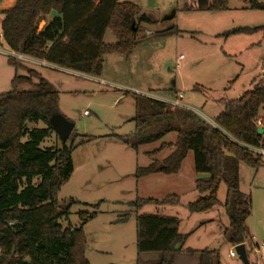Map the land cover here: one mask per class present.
Wrapping results in <instances>:
<instances>
[{
  "label": "trees",
  "instance_id": "1",
  "mask_svg": "<svg viewBox=\"0 0 264 264\" xmlns=\"http://www.w3.org/2000/svg\"><path fill=\"white\" fill-rule=\"evenodd\" d=\"M183 7L218 11L226 8V0H185ZM251 7L264 10V4L254 1ZM0 14L5 47L92 76L101 74L106 54L130 55L138 44L136 21L149 22L136 4L120 0H16ZM107 29L115 37L112 43L103 40ZM174 30L173 26L158 34ZM16 59L9 56L8 61L15 65ZM33 78L37 79L34 83ZM21 83L34 88L18 89ZM260 109L264 110L263 81L226 102L212 123L185 107L136 96L134 132L119 139L137 149L176 133L174 143L163 142L147 153L152 160L137 167L134 176L174 174L192 151L195 172L204 176L196 178L199 197L186 205L187 210L197 213L224 206L228 217L225 240L232 246L245 244L249 252L246 220L251 200L239 190L237 164L260 165L261 155L247 147L264 149L263 135L257 134L255 123L261 118ZM58 113V92L33 68H27L26 74L15 73L11 88L0 92V264H89L83 225L95 218L97 206L87 205L92 209L79 211L80 226L73 227L62 221L68 220L71 206L79 202L70 199L60 204L57 200L61 185L72 174L71 153L77 145L72 140L40 147L54 133L49 118ZM38 122L45 126H28ZM164 148L172 151L162 160L152 158ZM222 182L227 192L224 203L217 199ZM147 203L179 205L180 201L175 195L160 201L137 198L130 206L138 211ZM130 213L116 221L127 220ZM180 222L178 217L161 213L137 214V253H158L152 264H173L180 253L198 254L199 264H213V251L184 247L187 234L179 232Z\"/></svg>",
  "mask_w": 264,
  "mask_h": 264
},
{
  "label": "rangeland",
  "instance_id": "2",
  "mask_svg": "<svg viewBox=\"0 0 264 264\" xmlns=\"http://www.w3.org/2000/svg\"><path fill=\"white\" fill-rule=\"evenodd\" d=\"M120 1L136 4L149 19L136 21L138 44L130 55L106 54L101 74L92 76L43 66L25 57L16 59L13 65L8 61L9 55L0 52V92L9 90L14 74H26L28 67L36 69L58 92L60 114L74 123L66 143L73 140L77 146L71 153L72 174L61 185L57 200L60 204L70 199L79 202L71 206L68 220L62 221L73 227L80 226L79 211L97 206L95 218L83 225L84 255L89 264H140L136 215L150 213L178 217L179 232L187 234L184 247L213 251L219 264H242L237 256H229L235 250L223 236L228 226L224 206L197 213L186 208L199 197L196 178L204 176L195 172L192 151L174 174L155 173L139 179L134 176L137 167L147 166L152 160L147 153L163 142L174 143L176 133L137 149L119 136L134 132L136 96L170 101L179 92L183 95L178 98L182 107L212 123L226 102L264 82V10L251 7L253 1L264 4V0H226V8L218 11L186 10L185 0ZM172 12L174 17L165 19ZM173 26V32L158 34ZM103 40L115 41L109 29ZM36 80L33 78V83ZM31 88L34 85H18V89ZM258 116L264 126V110L260 109ZM28 126L45 125L38 122ZM51 145H62L55 133L40 147ZM171 151L172 148H164L152 158L162 160ZM237 167L239 190L251 200L246 225H261L264 232V155L258 167L242 161ZM226 193L222 182L217 190L221 203ZM170 195L177 196L180 204L147 203L138 211L130 206L137 198L160 201ZM129 211L127 220L116 221ZM247 258L251 264L256 261L252 251L247 252Z\"/></svg>",
  "mask_w": 264,
  "mask_h": 264
},
{
  "label": "crops",
  "instance_id": "3",
  "mask_svg": "<svg viewBox=\"0 0 264 264\" xmlns=\"http://www.w3.org/2000/svg\"><path fill=\"white\" fill-rule=\"evenodd\" d=\"M15 1L16 0H0V12L5 10V9L10 8L14 4ZM43 24H44V21L41 22L40 27ZM17 54H20V53H17ZM20 55L23 58L25 57L26 59H29V60L39 61L40 65L49 66V67H53V68H56V67L59 68V66L52 64V63H49L45 60H38V59L29 57V56H26L23 54H20ZM26 59L24 61H27ZM28 68H30V67H28ZM178 93L179 92H176V96ZM176 96H175V98H176ZM263 133H264V130H263ZM259 149H261V148H259ZM263 151H264V149H263ZM260 155H264V154H260ZM246 227H247V231H248L250 236H254L258 242H259V240H261L262 243H264V232L262 230L261 225L259 227L252 226V225H246ZM138 258L140 259V264H152L158 260L159 254L156 252H144V253L138 254ZM217 262L219 263L218 259H216L214 256H212V263L216 264ZM173 264H199V256H198V254L188 255L186 253H180L175 258V261Z\"/></svg>",
  "mask_w": 264,
  "mask_h": 264
},
{
  "label": "water",
  "instance_id": "4",
  "mask_svg": "<svg viewBox=\"0 0 264 264\" xmlns=\"http://www.w3.org/2000/svg\"><path fill=\"white\" fill-rule=\"evenodd\" d=\"M174 17V12L168 15L165 19H171ZM49 124L52 127L54 133L56 134L59 141L64 144L67 142L73 128L74 123L65 118L62 114H54L49 118ZM264 126L257 127V134L261 135L263 133ZM237 257L242 264H249L246 248L244 244H238L234 247Z\"/></svg>",
  "mask_w": 264,
  "mask_h": 264
},
{
  "label": "built area",
  "instance_id": "5",
  "mask_svg": "<svg viewBox=\"0 0 264 264\" xmlns=\"http://www.w3.org/2000/svg\"><path fill=\"white\" fill-rule=\"evenodd\" d=\"M4 49H6V50H4ZM0 52L1 53H6L9 56H13V57H15L17 59H22L23 58L20 54H17L16 52H14V51H12L9 48L4 46L1 33H0ZM180 58H181V56L179 57V59ZM182 96L183 95L181 93H178L176 98H174L173 100H170V101H166V102H168V103H170V104H172L174 106L182 107V105L180 104V102L178 100V98H181ZM83 113L86 114L87 112L84 111ZM255 123L258 126H262L261 118H256L255 119ZM247 147H248L249 150H251L254 153L264 154L263 149H259V148H255V147H251V146H247ZM248 242L251 243V251L256 255V261L254 263H252V264H264V256H263L264 255V243L258 242L254 236H251L250 240ZM245 248H246V246H245ZM246 253H247V248H246ZM229 256L230 257H235V256H237V254H236L235 251L232 250V251L229 252ZM249 264H251V263L249 262Z\"/></svg>",
  "mask_w": 264,
  "mask_h": 264
}]
</instances>
